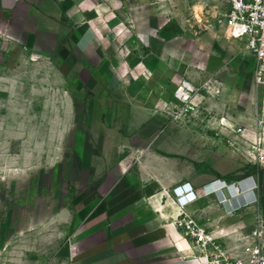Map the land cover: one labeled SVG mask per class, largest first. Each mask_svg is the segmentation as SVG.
<instances>
[{
  "label": "crops",
  "instance_id": "crops-1",
  "mask_svg": "<svg viewBox=\"0 0 264 264\" xmlns=\"http://www.w3.org/2000/svg\"><path fill=\"white\" fill-rule=\"evenodd\" d=\"M166 1L0 0V62L7 64L16 50L21 64L30 58L32 64L45 67L47 80L54 75L68 88L79 84L90 97L91 92H102L121 112L120 128L126 134L118 142L109 138L106 144L111 146L167 144L168 137L154 130L165 123L161 114L171 102L169 86L177 91L190 86L197 91L192 96L208 95L210 109L225 114L218 127L242 129L240 134L214 136L232 134L243 146V162L252 171L246 176L253 175L259 185V204L230 214V207L217 196L208 207L204 206L208 197L202 196L187 211L207 212V227L215 237L232 234L236 240L251 232L257 218L264 222V165L255 164L249 149L258 138L264 146V96L251 77L254 91H246L252 58L243 41L229 38L227 29L197 37L177 34ZM211 97L227 98V105ZM114 121L109 120L108 127ZM192 141L202 143L200 136ZM150 148L142 154H124L96 175L99 192L132 193L133 200L107 206L105 216L91 219L92 227L75 238V264H201L191 240L173 223L179 214L174 190L189 183L203 195L209 190L204 188L218 179L236 181L221 172L215 154L209 153L201 165L199 154L185 162L182 156ZM249 215L255 218L251 226Z\"/></svg>",
  "mask_w": 264,
  "mask_h": 264
},
{
  "label": "rangeland",
  "instance_id": "rangeland-1",
  "mask_svg": "<svg viewBox=\"0 0 264 264\" xmlns=\"http://www.w3.org/2000/svg\"><path fill=\"white\" fill-rule=\"evenodd\" d=\"M166 5L177 34L197 37L226 29L225 0H167ZM16 53L14 50L7 64L0 62V264H75V238L92 227L91 219L105 216L107 206L125 198L133 200L132 193L115 190L106 196L99 192L100 177L96 175L124 154H142L150 146L106 144L109 138L118 142L126 136L119 123L122 114L113 101L105 99L102 92L87 96L79 84L68 88L54 75L47 80L45 67L32 64L30 58L21 64ZM251 58L247 92L254 91L249 79L256 58ZM177 89L168 87L171 102L161 114L165 123L154 130L167 136L168 142L150 149L170 157L182 156L185 162L199 154L201 165L209 153L215 154V159L221 160V172H228L233 181L245 178L252 171L243 162V146L232 134L214 136L232 131V127L227 130L217 125L225 114L210 109V98L203 92L185 104L176 98ZM224 99L212 101L227 105ZM114 119V126L108 127L107 122ZM194 136H200L202 143L193 144ZM180 137L183 143L177 141ZM213 197L203 199L208 201L204 206L212 204ZM258 204L259 198L254 206ZM245 205L233 213L253 207L248 202ZM194 216L208 229L207 212ZM254 219L249 215L248 226ZM226 236L218 239L235 243V235Z\"/></svg>",
  "mask_w": 264,
  "mask_h": 264
},
{
  "label": "built area",
  "instance_id": "built-area-1",
  "mask_svg": "<svg viewBox=\"0 0 264 264\" xmlns=\"http://www.w3.org/2000/svg\"><path fill=\"white\" fill-rule=\"evenodd\" d=\"M226 3L228 36L233 40L243 41L246 52L256 58L253 82L264 96V0H226ZM177 92V98L186 104L190 101L191 94L197 91L190 86H183ZM189 109L194 111L195 107L189 106ZM232 131L240 134L242 129ZM249 149L255 164L264 165L261 139L258 138ZM204 189L210 190L204 196H217L219 202L228 205L232 213L247 206L246 202L250 206L258 203L259 185L253 175L234 183L218 179ZM174 193L177 194L175 202L179 207V214L173 223L191 240L201 264H264V222L261 218L256 219L255 226L248 235L238 237L233 244L222 242L187 211V207L203 195L189 183L178 187ZM239 199H243L245 204L239 203Z\"/></svg>",
  "mask_w": 264,
  "mask_h": 264
},
{
  "label": "bare ground",
  "instance_id": "bare-ground-1",
  "mask_svg": "<svg viewBox=\"0 0 264 264\" xmlns=\"http://www.w3.org/2000/svg\"><path fill=\"white\" fill-rule=\"evenodd\" d=\"M208 191H210V190H208ZM206 195V194H205ZM242 200V199H241Z\"/></svg>",
  "mask_w": 264,
  "mask_h": 264
}]
</instances>
